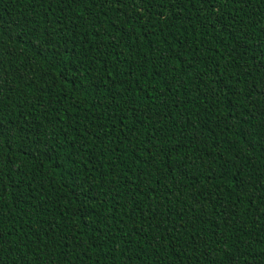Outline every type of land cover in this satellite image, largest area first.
<instances>
[{
    "label": "trees",
    "instance_id": "obj_1",
    "mask_svg": "<svg viewBox=\"0 0 264 264\" xmlns=\"http://www.w3.org/2000/svg\"><path fill=\"white\" fill-rule=\"evenodd\" d=\"M0 264H264V0H0Z\"/></svg>",
    "mask_w": 264,
    "mask_h": 264
}]
</instances>
